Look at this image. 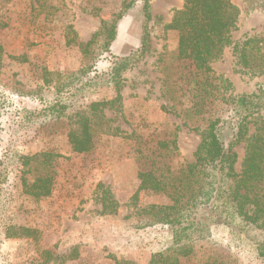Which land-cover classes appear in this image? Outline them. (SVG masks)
I'll return each mask as SVG.
<instances>
[{
	"label": "rangeland",
	"instance_id": "374dc122",
	"mask_svg": "<svg viewBox=\"0 0 264 264\" xmlns=\"http://www.w3.org/2000/svg\"><path fill=\"white\" fill-rule=\"evenodd\" d=\"M129 1L0 0V264H40L45 249L56 258V263L48 264H59L64 256L74 255L73 248L77 256L60 264H114L115 259L126 264H150L152 254L162 249L169 237L166 226L135 227L141 222L137 208L169 202L162 193L141 191L136 205L129 203L148 165L137 150L151 153L156 141L174 139L176 150H162L165 162L171 161L172 166L192 163L204 119L192 117L185 124L182 116L172 113L174 107H185L187 92L184 86L169 89L164 84L177 62V33L165 30L164 24L183 0H151L147 45L141 59L123 74L118 90L113 83L101 82L114 57L140 46L144 32L142 4L134 1L125 8ZM246 1L233 0L241 11L230 32L232 42L211 64L229 86L207 105L213 117L227 121L223 128L226 143L232 139L235 122L230 120L231 98L264 82V74L240 69L232 53L233 44L245 37H264V11H244ZM119 12L122 16L109 50L99 55L92 50L83 54L80 45L99 30L103 21H110ZM88 64L91 69L62 94L72 98L75 93L76 102L86 104L111 99L119 92V106L106 109L105 114L122 133L99 134L90 152L75 154L66 138L64 119H29L26 111L36 112L53 101L49 86L40 89L44 85L43 67L69 75ZM253 131L254 125L249 124V134ZM40 150L60 156L52 162L50 195L36 200L24 191L18 155ZM233 150L237 153L234 166L239 171L244 142L235 144ZM26 178L30 180V174ZM97 183L108 186L119 202L115 214H100L94 196ZM7 224L36 228L39 242L6 239ZM258 237L253 229L235 235L217 224L211 228L210 240L196 245L191 255L180 258V264L200 263L216 254L230 256L236 264H264V257L255 255L253 239Z\"/></svg>",
	"mask_w": 264,
	"mask_h": 264
},
{
	"label": "trees",
	"instance_id": "16d2710c",
	"mask_svg": "<svg viewBox=\"0 0 264 264\" xmlns=\"http://www.w3.org/2000/svg\"><path fill=\"white\" fill-rule=\"evenodd\" d=\"M134 1L141 2L144 16V32L140 46L127 55L114 57L106 77L101 82L113 83L117 90L123 74L134 67L141 59L147 45V23L151 19V0H130L125 4L129 8ZM243 10L264 11V0H247ZM241 9L233 0H183L182 6L175 9L165 30L177 33L175 52L176 66L171 70L164 84L170 88H181L187 92V104L172 113L187 120L200 116L204 119L201 141L194 153L192 163L170 165L164 160L162 150L169 153L176 150L173 140H158L155 148L147 154L138 151L141 159L148 161L141 173L136 190L129 197L133 206L138 202L141 191L162 193L168 198L166 204L151 203L137 208L141 222L136 228L162 225L168 228L169 237L164 247L152 254L150 264H180L181 257H188L196 245L208 242L211 228L217 224L227 227L231 233L246 234L253 229L260 237L253 239L255 255L264 257V82L257 83L245 93L233 95L231 111L234 125L232 139L225 142L223 128L227 121L213 117L207 107L211 101L229 86L227 80L216 74L211 64L222 57L223 50L230 45L231 29L234 27ZM121 12L114 14L110 21H103L97 32L81 44L82 53L108 51L115 39ZM233 56L240 69L251 73L264 74V37L249 35L233 44ZM91 64L69 75L41 70L43 84L51 88L53 101L46 103L40 110L26 111L29 119H64L67 125L66 138L71 152L84 154L90 152L99 134L118 135L122 131L111 124L105 110L118 107L121 95L107 100H94L86 104L77 103L75 93L67 97L62 93L70 90L71 85L85 75ZM80 88H75L78 91ZM44 99L43 96H39ZM161 108L168 110L165 105ZM249 124L254 131L249 134ZM231 128V127H230ZM121 131V132H120ZM132 136V135H131ZM244 142V155L240 170L235 169L237 153L235 144ZM60 154L40 150L31 154H19L21 159V180L25 193L34 199L50 195L53 186L54 171L52 162ZM30 174L28 180L26 175ZM95 200L100 204L101 215L117 212L119 202L111 189L97 183L94 189ZM6 239H29L39 242V231L29 226L7 224L4 230ZM68 254L60 263L75 258ZM40 264H48L56 258L48 250H43ZM230 257V256H229ZM228 256L216 254L195 264H236ZM56 263V262H54ZM59 263V264H60ZM127 261L114 260V264H126Z\"/></svg>",
	"mask_w": 264,
	"mask_h": 264
}]
</instances>
